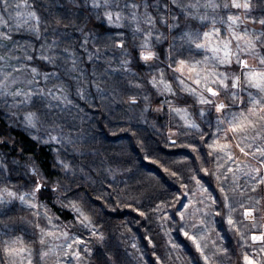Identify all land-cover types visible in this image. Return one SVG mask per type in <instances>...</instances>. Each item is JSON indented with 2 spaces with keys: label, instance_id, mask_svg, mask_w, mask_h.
<instances>
[{
  "label": "snow or ice",
  "instance_id": "obj_1",
  "mask_svg": "<svg viewBox=\"0 0 264 264\" xmlns=\"http://www.w3.org/2000/svg\"><path fill=\"white\" fill-rule=\"evenodd\" d=\"M20 7V4L13 5L11 0H0V12L6 14V16L0 15V52H2L0 54V114L7 116L13 124L24 127L25 131L29 132L37 143L49 146L54 153L53 167L62 170L64 179L69 180L70 184L75 183L77 179H83L82 176H78L75 166L66 160L69 155L72 156L73 161L76 155H85L75 147L83 139V133L76 131L78 128L76 122L79 120L82 125L88 119L86 109L79 102L83 101L91 109L95 106L96 96L104 98L110 94L109 88L104 85L110 83L111 93L118 95L122 84V80L118 77H126L129 73L133 77L137 75V73L131 72V65L137 58L132 56L129 48L138 49L137 66L141 72L146 71L151 76L147 83L151 84L158 93L168 92L173 96L176 93L173 91L172 82H178L181 91L192 95L196 93L195 89L185 85L182 78L186 66L191 72L196 71L201 63L206 66L211 64V68H206L203 77L199 71H196V78L193 80L196 85L203 83L209 97L217 98L213 100L201 94L199 102L207 105L214 104L216 113L223 117L217 118L216 131L208 133V135L218 136L219 132L223 131L225 140L229 139L228 133L230 132L233 134L232 138L239 137L241 142L250 141L244 146L238 142L236 146L244 156L255 158L258 166L248 172L243 171L239 165L235 169L228 167L227 173H232V187H225L228 175L227 173H220V169L225 165L218 162L222 159L219 153L223 152L229 162H234V157L228 151L229 145L227 143L221 144L217 140H213L212 144H208V147L212 149L208 156L213 157L215 154L216 171L213 172L208 168H201L200 171L206 176L215 177L222 198L213 196L208 188L204 187L203 178L198 179L197 175H192L191 179L207 194L211 204L216 206L217 210L214 215L220 217L221 222L226 221L229 229L235 227L237 221L234 220L232 213L235 211L233 198L236 193L238 192L239 196L243 197L247 191L255 192L258 185L264 184V171H262L264 170V14L258 21L256 18L252 19L253 24L259 23V31L253 29L252 33H249L245 30L243 34L238 33L234 27L238 24L239 17L228 15L227 22L231 38L221 40L219 38L222 36L223 30L215 26V16L212 17L211 31L201 33L199 30H178L182 28V20H198L201 28L206 27L209 15L207 12L200 13L201 7L211 9L213 12L221 8L224 11H228L230 8L249 10L251 5L248 2L241 4L237 0H231L230 4L225 2L221 5L217 3V0H204L203 4L200 3V0L187 4L183 0H91L89 5L88 0H84L83 7L89 10L87 19L94 16L102 24L107 22V31L104 33L107 37L106 47H112L114 44V48L120 50L118 66L111 67V61H108V67H104L101 71L99 62L103 59V54L99 48L95 52L88 48V36H84V28L76 26V31L84 36L83 41L78 46L80 49L78 52L76 44L72 42V37L66 29L61 30L59 27L52 26V21L47 16L39 14L37 9L43 7L39 0H33V10L27 13L19 11ZM190 9L196 11H190ZM13 10H15V16H13ZM49 15H51L50 11ZM63 19L64 17L57 19L56 24L59 25ZM13 20H15V24L10 23ZM169 20L172 22L170 23ZM157 24L167 27L170 33H178V38L181 41L179 47L176 44L177 35H173L167 50H154L152 38ZM144 25H147V29L143 27ZM113 28L129 29L132 36L131 43L123 32H117L121 39L114 40L110 34ZM49 34L54 37L51 42L48 41ZM141 34H143V39L137 45L135 41ZM88 35L92 37L93 42L100 39L96 34L89 33ZM211 36L218 38V42L214 46H210V42H208ZM164 39L163 32H159L158 35H155V44L162 45ZM233 39L237 42L235 51L231 46ZM242 39L243 45L240 43ZM63 43H67V46L61 47ZM17 51L21 52L22 55H16ZM185 51L192 57L203 51L205 53L204 59L203 61L194 60L190 65L189 58L184 56ZM209 52L211 55H208ZM242 55H252L257 58L259 67L249 65L248 61L242 58ZM178 57L179 59H177ZM154 61H160V64L150 63ZM164 61L168 62L167 68L172 69L171 81L165 78ZM89 65L91 66L90 69ZM219 67H223L225 71H217ZM233 68H238L239 71H229ZM22 72H30L31 74V78L27 80V88L16 86L18 83L16 74ZM157 73H159V79H157ZM176 73H180V77H177ZM41 79L43 80L42 86L40 84ZM217 82L225 92V99H219L221 91L210 86V84ZM129 86H132L131 81H129ZM134 86L136 88L142 87L141 84ZM144 99L148 100V96L146 95ZM130 100L133 105L137 102L134 96L130 97ZM168 103L170 111L178 113L186 111L173 107L171 101ZM229 109H232L230 115ZM147 110V108L144 109V111ZM199 115L203 118L206 113L201 110ZM186 123L188 128L195 129L200 134L201 141H205V133L198 124L187 121ZM225 124H227V128H222ZM169 142L173 145L176 144L175 140ZM0 143L6 144L7 142L0 141ZM187 147L196 151L192 143H189ZM253 148L254 151H251ZM147 158L146 155L145 159ZM197 159H201V157L198 156ZM103 164L104 161L101 160L99 167H103ZM93 166H97L95 159H90L87 164L82 163L79 167L80 171L83 172L85 168L91 169ZM20 167L27 170L25 175L30 172L31 176L37 177L35 187L30 193L35 198L36 193L45 185L42 183L43 178L35 161L31 158L24 165H20L18 160L8 159L6 154H0V183L6 185L12 179L11 174ZM107 171L112 173L113 170L109 168ZM165 171L168 172L169 169L165 168ZM170 174L177 176L175 171ZM221 175H223V181ZM241 176L247 181L243 186L239 183ZM56 184L59 186L60 181L58 180ZM181 188H187V184L182 183ZM52 190L57 191V187H53ZM4 191L10 199L5 200L0 194V207L10 208L17 198V193L8 190L7 187ZM229 192L233 196H229ZM27 195L29 194H22L18 197L22 204L27 203ZM187 195L188 193H181L180 196L174 197L184 211L172 206L175 215L164 212L163 218L175 222L177 230L192 242L196 252L199 253V257L207 264L210 258L204 251L205 246L200 243L203 236L199 235L201 226H206V221L202 217L199 224L193 223L191 225L194 231L188 230L185 220L186 211L189 209L191 201L184 203L181 199V196L186 197ZM163 203L165 201H161V204ZM200 203L203 204L204 201L201 200ZM161 204H156L151 211L153 213L160 212ZM28 206L37 207L36 204L30 203ZM71 206L78 214L77 219L84 228L92 225L90 216L86 215L75 203H71ZM128 206L131 207V204ZM240 207L244 208L243 214L246 218L251 216L254 210L251 207H244L242 203ZM135 210L139 212L140 216L146 215L138 208ZM196 211L200 212L201 209ZM4 214L6 213H0V215ZM193 214L195 215V213ZM37 215L39 214L37 213ZM203 215L206 217L209 213L204 212ZM176 216H179L178 221L175 219ZM255 226L254 223L253 227ZM64 235L67 236V233ZM93 235H96L95 230H93ZM98 238L103 242V234H100ZM251 239L264 241V233L259 236L253 235ZM76 243H83V241L77 238ZM41 244H43V240H41ZM173 247L179 248L180 245L174 244ZM5 251L8 249L6 248ZM224 251L227 249L225 248ZM46 255L48 253L41 252V259ZM74 255L78 257L79 253ZM110 260L111 257H108L102 261V264H110ZM243 260L244 264H254V261L247 254L243 256ZM159 261L160 258L158 257L157 264ZM191 264H198V260L194 258Z\"/></svg>",
  "mask_w": 264,
  "mask_h": 264
},
{
  "label": "trees",
  "instance_id": "obj_2",
  "mask_svg": "<svg viewBox=\"0 0 264 264\" xmlns=\"http://www.w3.org/2000/svg\"><path fill=\"white\" fill-rule=\"evenodd\" d=\"M17 1L20 3V0ZM29 2L33 8V0H29ZM39 2L43 5L37 9L39 14L47 16L53 26L59 27L61 30L66 29L72 40H75L74 43L77 47L83 41L84 36H88V48L93 52L99 48L101 53L104 51L109 57H112L113 51H120L115 50L114 46L113 48L103 47L100 43L93 42L92 37L88 35L89 33L97 36L104 34L107 31V23L102 24L93 16L91 19H87L89 10L83 7L84 0L78 4L64 0H39ZM49 11L51 15H49ZM61 17L64 19L57 25L56 20ZM76 26L84 28V36L76 31ZM117 30L111 29L110 34H115ZM118 32L122 31L118 30ZM135 52L136 50H132V56L138 60ZM137 60L133 61L131 68L138 75L143 72L139 70ZM101 64L103 65V63ZM115 64H118V61ZM89 67L91 66L89 65ZM118 78L124 79V82L128 84L133 80L131 73L126 77ZM145 84L147 85L146 79ZM147 90L150 91V87ZM157 101L154 100L152 103H157ZM96 102H94V109H89L83 101L79 102L86 109L88 119L76 130L83 133V139L75 147L85 155H76L74 161L71 155L66 157V160L69 159V163L75 166L78 176L83 177V179H77V185H72L67 190L63 188L64 174L62 170L53 167L54 153L49 146L37 143L32 135L25 131L24 127L13 124L10 120L6 121L1 116L0 141L7 143H0V154H6L8 159L18 160L20 165H24L29 158L35 161L36 166L40 169V174L43 175L42 183L45 185L36 193L40 200H44L46 203V197L53 192L52 183L59 180V192L65 190V193L76 200L91 217L99 233L103 234L104 240L101 242L99 238L93 239L77 229L78 234L87 238L92 247L91 253L79 247L80 261L89 264H102V261L111 257L110 264H135L118 240V231L124 229L135 237L146 264H157L158 257L160 258L159 264H170L165 255V234L151 209L156 204H161V201H165L163 203L165 207L171 215H175L172 206L176 208L177 202L174 197L180 196L183 191L185 193L187 191L190 198L193 197L197 185L191 176L195 174H198L197 178H203L202 181L205 182L213 196L219 197L215 177H203L200 174L203 173L200 171V163L197 161L198 156L201 157L200 160L203 158L201 150L212 151V149L208 147L209 143L206 139L198 143L196 147L194 146L196 151L187 152L180 147H175L169 142L164 126L153 125L151 113H149L150 115L146 114L147 118L142 123L139 120L129 123L133 125L128 129L130 132L115 131L113 128L115 125H112L115 122L113 120L115 115L109 117L108 113H103ZM121 105H124V102L115 103V107L118 109L122 107ZM118 109L117 111H119ZM135 131H139V135ZM146 155L147 159H145ZM90 159H95L97 166H93L91 169L85 168L81 172L79 166L82 163L87 164ZM101 160L104 161V171L100 174L97 172V167ZM108 160L111 161V164L107 163ZM113 160L118 162L114 163ZM211 160H216L215 154ZM216 165L217 161H214L212 167L210 166L208 169L215 172ZM224 165L220 169L221 174L227 172L228 162ZM109 168L113 170L112 173L107 171ZM165 168L169 171L166 172ZM26 171L23 167L18 168L11 174L12 179L9 182L18 184L31 193L37 177L31 176L30 172L25 175ZM172 171L177 172V176H172L170 174ZM221 180L223 181V175H221ZM246 182V178L241 176L239 183L245 184ZM182 183L187 184V188H181ZM2 185L5 184L2 183ZM228 186L226 183L225 187ZM96 192L98 193L95 194ZM247 194L258 196L260 208L264 209V184L258 185L255 192L247 191ZM47 200L49 201V199ZM129 204L131 207L128 206ZM11 206H16V203ZM212 207L213 211L207 217L206 226H203L199 233L203 236L200 243L205 246L204 251L210 258L208 264H230L232 256L243 249L241 240L238 238L240 225L238 224L236 230L231 233L227 224L221 222L220 217L214 215L217 210L216 206L212 205ZM51 208L62 218L72 217L69 211L61 210L54 205H51ZM137 208L145 212L146 215L140 216L139 212L135 210ZM10 214L14 215L13 212ZM0 218L2 217L0 216ZM175 219L177 220V216ZM169 233L191 260L195 258L198 260V264H201L199 253L196 252L192 242L177 230L175 223L170 226ZM225 248L227 251H224ZM66 258L67 260H61L60 264H77V260L69 254ZM261 264H264V258H261Z\"/></svg>",
  "mask_w": 264,
  "mask_h": 264
},
{
  "label": "rangeland",
  "instance_id": "obj_3",
  "mask_svg": "<svg viewBox=\"0 0 264 264\" xmlns=\"http://www.w3.org/2000/svg\"><path fill=\"white\" fill-rule=\"evenodd\" d=\"M69 3H75L78 4L82 2V0H64ZM91 1V0H90ZM90 1L89 5H90ZM13 5L20 4L21 7L19 11L22 13H27L28 11L33 10L31 3L29 0H20V3H18L17 0H11ZM184 3H195L196 0H183ZM204 0H200V3L203 4ZM228 2L231 3V0H217V3H220L223 5V3ZM237 2L243 4L244 2H248L251 7L249 10H245L243 8L235 9L230 8L228 11H224L222 8L216 10V12H213L211 9H204L201 7L199 9L200 13L207 12L209 15L208 21H206V27L201 28L200 23L198 20H182V28L178 31L183 30H199L201 33L203 31H211L212 29V17L215 16L216 24L215 26L218 28H221L223 30L222 36L219 38L221 40L224 39H230L231 38V32L229 31L228 22H227V16L228 15H234L239 17L238 24L235 27V30L243 34L245 30H247L249 33H252L253 29L260 30L259 23H252V19L256 18L257 21L261 17L262 14H264V0H237ZM27 5V7H25ZM143 11V9H141ZM190 11H196L195 9H190ZM89 13V11H88ZM0 15H5L4 13L0 12ZM89 15V14H88ZM115 15V14H114ZM13 16H15V10H13ZM76 17V16H75ZM93 18H95L93 16ZM96 19V18H95ZM99 21V20H98ZM100 22V21H99ZM171 23L172 21L169 20ZM10 23L15 24V20L10 21ZM104 23H107L106 21ZM53 26V23H52ZM145 29H147V25L143 26ZM125 33V36L129 43L132 41V36L127 28L118 29ZM117 30V32H118ZM117 32L115 34H111L114 40L121 39L120 36L117 35ZM159 32H163L164 34V41L162 45H156L155 44V35H158ZM27 35L26 33H24ZM173 35H177L176 44L179 47L181 41L178 38V33H170L167 27H164L160 24H157L156 29L154 30V35L152 38V44L154 46V50H167L169 43L173 39ZM100 39L96 42L103 45V47H106L107 43V37L102 34L99 35ZM54 37L49 34L48 41L51 42ZM143 39V34H141L135 43L138 45L140 41ZM75 40H72L74 42ZM210 46H214L218 42V38L215 36L209 37ZM236 41L233 39L231 41V46L233 48V51H235V45ZM241 45H243L244 41L243 39L240 41ZM67 46V43L61 44V47ZM114 46V44H113ZM113 46L111 48H113ZM37 47H39V44H37ZM116 50V49H115ZM132 50H136L135 55L138 56V49H132L129 48V51L132 53ZM259 51V49H257ZM77 51L79 52L80 49L77 47ZM2 54V52H0ZM103 59L100 61V67H108V61H111V67H117L118 64H115L116 61L120 58V51L115 52L113 51L112 57H109L104 51H103ZM204 52L201 51L199 55H195L194 57L190 56V54L185 51L184 56L186 58H189V63L191 65L192 61L199 60L203 61L204 59ZM16 55H22L21 52L17 51ZM208 55H211L209 52ZM115 57V59H112ZM242 58L246 59L249 63V65H252L254 67H259L258 59L253 57L252 55H242ZM179 59V57L177 58ZM116 60V61H115ZM103 63V65L101 64ZM154 64H160V61H154L150 62ZM167 61L163 62V66L166 69L165 72V78L169 79L171 81L172 77V69L167 68ZM175 67V65H174ZM206 68H211V64L205 65L204 63H201L197 68L196 71H199L201 73V77H203ZM90 69V67H89ZM102 71L103 69L100 68ZM239 71L238 68L229 69V71ZM41 71H43V68H41ZM196 71H189V67L186 66L184 68L183 72V79L185 81V85L193 88L196 90V93L194 95L188 94L187 92L181 91V87L179 86L178 82H172L173 91L176 93L175 96H173L171 93L168 92H162L158 93L155 88L152 87L151 84H148L147 81L151 79V76L147 74L146 71L143 73H140L133 77V80L131 81L132 86L130 87L128 83L124 82V79L122 80L121 88L119 90V94L111 93V84L104 85L105 87H108L110 90V94L107 95L104 98H101L100 96L95 97V101H97V106L100 107V109L103 111V113H108L109 117H113L114 123L112 125H115L113 127L115 131H128V129L133 126L129 123H132L133 120H139L141 123L146 120L147 115H152V123L153 125H156L158 127H163L164 131H166L167 138L169 140H175L176 144L175 147H180L184 149V151L192 152V148L187 147L189 143H192L193 146H197L198 143L201 142L200 134L195 129H190L187 127V123L195 122L200 126V128L205 133V139L208 141L209 144H212L213 140H217L218 143H227L229 145L228 151L230 154L234 157V162H229L227 156L224 155L223 152H220L219 155L222 157L221 160L218 162L220 164H224L228 162V165L226 166V169L228 167H232L235 169L237 165L240 166V168L248 172L251 169H254L258 166L257 160L251 156H244L240 151L239 148L236 146L239 142L241 146H244V144L249 143L250 141H243L241 142L239 140V137L232 138L233 134L228 133L229 139L225 140L224 135L225 133L223 131H220L218 136H212L208 135V133L215 132L216 131V124H217V118H223L220 114L216 113L215 111V105H207V104H201L199 102L201 94L206 98H211L213 100H216L217 98L209 97V94L206 92L203 83L200 85H196L193 83V80L196 78ZM217 71H225L223 67L217 68ZM131 72H134L131 68ZM142 74V76H141ZM177 77H180V73L175 74ZM17 76V87L21 88H27V80L31 78L30 72H22L19 74H16ZM145 79L146 83L145 84ZM157 79H159V73H157ZM41 86L43 85V80L40 81ZM141 84V88H136L134 85ZM148 91L147 89H149ZM210 86L217 88L219 91H221V96L219 99H225V92L222 88H220L218 82L215 84H210ZM49 87H51V84H49ZM230 88V83H229ZM255 92V90H252ZM94 93V89H93ZM148 96V100H145L144 97ZM134 96L136 99V104H132L130 97ZM123 99V100H122ZM154 100H158L157 103H152ZM168 101H171L172 106L179 109H184L186 111L181 112H175L170 111L169 109V103ZM124 102V105H121V108H116L115 103ZM230 102V101H228ZM147 108V111H144V109ZM94 109V108H93ZM117 109L119 111H117ZM201 110H204L206 115L205 117L201 118L199 113ZM239 110V109H237ZM117 111V112H116ZM232 109H229V115ZM210 113V115H209ZM0 116L5 119L6 121H9L7 116L0 114ZM161 117V118H160ZM123 120V121H122ZM77 125H80V121L77 120ZM87 123V122H86ZM126 123V125H124ZM129 124V125H128ZM160 125V126H159ZM152 126V125H151ZM222 128H227V124L223 125ZM130 132V131H128ZM135 133H138L139 131ZM186 141V142H185ZM248 151V149H246ZM254 151V148L251 150ZM210 151H203L201 150V154H203L202 160L197 159L200 163V169L201 168H209L212 167V163L214 164V161L211 160V157L208 156V153ZM213 158V157H212ZM69 162V159H67ZM251 160V161H250ZM114 163H117L118 161L113 160ZM108 164H111V161L108 160ZM38 168V167H37ZM40 171V169L38 168ZM104 171L103 167H97V172H100V174ZM264 171V170H262ZM227 173V172H226ZM203 177L210 178L209 176H206L204 173H200ZM230 174V176H229ZM198 175V174H195ZM228 181L227 185L228 187H232V173H227ZM43 178V175H41ZM200 177V176H199ZM201 178V177H200ZM214 178V177H213ZM199 179V178H198ZM44 181V178L43 180ZM7 185H2L0 183V194L3 195L5 200L10 199L7 196V193L4 191L3 186H8L7 189L13 192L17 193V198L14 200V203H16V206H10V208H4L0 207V213H6L3 216L0 215L2 218H0V264H29L31 261V264H60L61 260H67V255L69 254L71 257L75 258L77 260V264H89L88 262L80 261V251L79 247L82 248L84 251L91 253L92 247L91 242L87 239L82 237V235L78 234L77 229L84 232L85 235L87 234L89 237H92L93 239H96L99 237L100 233L98 229L95 227V225L92 223L88 228H84L79 220L77 219L78 214L73 210L71 203H75L78 207H80L82 210L83 208L79 205V203L69 197L65 190L62 192H59V188L55 182L52 183V187H57V191H53L48 194L46 197V203L44 200H40L37 194L35 195V198H33L30 195V192L25 190L24 188H21L18 184L10 183ZM78 180L76 183H71L69 180L63 181V188L66 190L71 187L72 185H77ZM204 184V187L208 188L205 182L202 181ZM243 186L244 184H240ZM62 186V185H61ZM218 190V189H217ZM29 194L26 196L27 203L22 204L18 197L22 194ZM96 192L95 194H97ZM185 193V191L181 192ZM187 193V191H186ZM219 197H221V193L218 191ZM229 196H233L231 192H229ZM187 197V198H186ZM181 196V199L184 203H188L191 201L189 209L186 211V220L185 223L189 227V231H194L191 228V225L193 223L199 224L200 219L203 217L207 223L208 215L204 217V212L211 213L213 210H211L212 204L211 200L207 198V194L202 191L198 186L195 187L194 195L190 198V196ZM222 198V197H221ZM49 199V201L47 200ZM203 200L204 203H200V201ZM258 201V203H257ZM71 202V203H70ZM30 204H36L37 207H29ZM243 204L244 207H251L253 208V212L251 216L245 217L244 216V208L240 207V204ZM11 204V205H12ZM51 205H54L58 207L61 210L69 211L72 214V217L69 219L62 218L60 215L53 212V209L51 208ZM205 205H208V207H205ZM233 206L235 208V211L232 213L233 218L237 223L235 224V227L229 229V226L227 225L229 231L232 233L234 230H236V226L239 224L240 229L238 232V238L241 240L243 249H240L237 251L232 258L230 259V264H244L243 256L247 254L253 261L254 264H261V258H264V241L257 240L253 241L251 237L253 235H261V233H264V209L260 208V200L259 197L256 195H249L246 193L245 196L241 197L239 194H236L233 198ZM176 208H179L181 211L183 210L181 205L176 203ZM197 209H201L200 212H197ZM84 211V210H83ZM184 211V210H183ZM11 212L14 213L10 214ZM167 212L169 215L170 212L165 207L164 204H161V211L158 213H155L156 218L159 222V225L161 229L163 230L165 234V255L170 262V264H191L192 260L189 256H187L186 253H184L183 248H175L173 247L174 244H178L175 239L171 238L169 229L170 226H172L173 223H175L172 220H166L163 218V213ZM37 213L39 215H37ZM84 213L87 215V213L84 211ZM195 213V215L193 214ZM6 218V219H5ZM179 220V216H177V221ZM226 223V221H224ZM255 223V227H253V224ZM227 224V223H226ZM39 225V227H37ZM43 229V231H41ZM201 229H203V226H201ZM93 230H95L96 235H93ZM201 232V231H200ZM64 233H67V236L64 235ZM84 235V236H85ZM118 240L121 243V245L127 250L129 255L131 256L132 260L135 264H146L144 262V259L141 255L139 245L135 239V237L129 233L128 231L124 229H120L118 231ZM235 236V235H234ZM77 238L83 241V243H76ZM41 240H43V244H41ZM68 245H71V247H68ZM78 245V246H76ZM135 245V247H133ZM194 246V245H193ZM195 247V246H194ZM8 249V251H5V249ZM46 252L48 255H46L43 259H41L40 253ZM76 253H79V256L77 257ZM201 264H206V262L201 258ZM208 264V262H207Z\"/></svg>",
  "mask_w": 264,
  "mask_h": 264
}]
</instances>
